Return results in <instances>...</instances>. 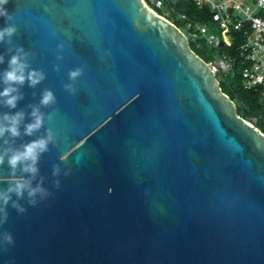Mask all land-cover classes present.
I'll list each match as a JSON object with an SVG mask.
<instances>
[{"label": "water", "instance_id": "95a60500", "mask_svg": "<svg viewBox=\"0 0 264 264\" xmlns=\"http://www.w3.org/2000/svg\"><path fill=\"white\" fill-rule=\"evenodd\" d=\"M146 4L5 5L14 44L47 73L24 86L16 110L51 89L57 103L42 109L54 112L45 128L60 137L39 165L53 195L24 214L8 208L3 228L15 243L0 250V264H264V134L238 115L186 35ZM81 65L70 94L62 82ZM58 163L68 175L56 189Z\"/></svg>", "mask_w": 264, "mask_h": 264}, {"label": "clouds", "instance_id": "9594fccd", "mask_svg": "<svg viewBox=\"0 0 264 264\" xmlns=\"http://www.w3.org/2000/svg\"><path fill=\"white\" fill-rule=\"evenodd\" d=\"M9 0H0V17L6 21V26L0 28V44L6 46V50L0 53V65L7 63V67L0 70V167L7 164L8 175H0V250L6 251L14 245V239L10 232L3 226L9 218L8 208L15 209L18 213L27 212V207H37L48 200L52 191L46 186L47 177L40 173V161L42 156L55 146L60 137L59 130L52 127L45 128V124L54 117V112H44L43 108L56 105L57 98L51 89L45 88L40 93L37 103H28L25 108H18L20 101L25 99L22 91L25 85L35 89L47 78L43 69L32 66L35 53L26 50L22 45H16L13 37L18 29L16 24L10 23L14 14H10L5 7ZM45 11H48L46 8ZM65 43L57 44L56 59L63 60ZM84 65L68 71V81L62 82L63 89L75 94L78 89L76 81L85 72ZM54 71L60 72V64L53 66ZM36 93L33 92V96ZM16 110V111H12ZM43 129V131H41ZM23 137H34L27 142L17 144V140ZM61 164L52 166V184L56 189L61 187ZM23 202V203H22Z\"/></svg>", "mask_w": 264, "mask_h": 264}, {"label": "built area", "instance_id": "2783aa9c", "mask_svg": "<svg viewBox=\"0 0 264 264\" xmlns=\"http://www.w3.org/2000/svg\"><path fill=\"white\" fill-rule=\"evenodd\" d=\"M151 2L155 9L159 11L163 9V0H152ZM192 2L198 9L204 6L209 7L213 20L220 28L222 39L216 38L203 26L193 25L187 21L184 15L180 14L178 18L187 22L188 34L186 37L188 41L191 39L197 42L203 38L206 45L216 51L215 64L213 66L209 64L215 74L228 73L231 59L225 55L218 57V47L221 41L226 46H230L229 31L231 28L242 30L244 40L238 47V58L244 63L242 69L244 87L247 90L261 87V96L264 101V0H192ZM247 4H254L256 9L253 11L245 9L244 6ZM146 6L158 14L148 4ZM160 16L166 19L165 11ZM191 28H194L195 31H190Z\"/></svg>", "mask_w": 264, "mask_h": 264}, {"label": "trees", "instance_id": "16d2710c", "mask_svg": "<svg viewBox=\"0 0 264 264\" xmlns=\"http://www.w3.org/2000/svg\"><path fill=\"white\" fill-rule=\"evenodd\" d=\"M151 1L152 0H145L147 4H152ZM191 1L192 0H163V4L169 8V13L168 11L167 13L165 12L166 17L168 16L166 19L180 30L183 25L184 31H186L187 34V22L178 18V15L180 14L184 15L187 21L191 22L193 25L199 24L204 27V25L209 21L215 22L208 6L198 9ZM162 13L163 12L159 11L158 14L162 15ZM190 31H195V29L191 28ZM229 40V47L221 41L218 47V57L225 55L231 59L230 71L228 73L219 72L216 74V78L219 81L221 91L227 95L229 99L235 102L238 115L264 134V101L261 96V87L251 90L245 89L242 77L244 63L238 58V47L244 40L243 31L231 28L229 31ZM189 46L191 50L204 62L208 64L213 62V54H215L216 60V51L209 48L203 38L195 42V46L189 42ZM231 68L233 71H231Z\"/></svg>", "mask_w": 264, "mask_h": 264}, {"label": "rangeland", "instance_id": "374dc122", "mask_svg": "<svg viewBox=\"0 0 264 264\" xmlns=\"http://www.w3.org/2000/svg\"><path fill=\"white\" fill-rule=\"evenodd\" d=\"M192 2V1H191ZM151 8H153L157 13H159V10H157V9H155L154 7H153V5L152 4H148ZM245 7V9L246 8H248L249 10H251V11H253V10H255L256 9V6L254 5V4H247V5H245L244 6ZM244 9V8H243ZM163 11H165L166 13H167V11H168V13H169V8H167L166 7V5H163V9L161 10V12H163ZM241 13H239V16H240V18H242V16L240 15ZM168 17V16H167ZM166 17V18H167ZM184 24V23H183ZM196 24H198V23H196ZM199 25V24H198ZM204 27L209 31V32H211L216 38H218L219 40H221L222 38H221V34H220V28L218 27V25L215 23V22H213V21H209V22H207L205 25H204ZM182 32L185 34V35H187V32L186 31H184V28H183V25H182ZM200 39H202V38H200ZM188 42H191L192 44H193V46H195V42L193 41V40H191V39H189V41ZM212 61L213 62H211L210 63V65L211 66H213V64H215V54H213L212 55ZM231 71H233V69L231 68ZM263 116H264V113H263Z\"/></svg>", "mask_w": 264, "mask_h": 264}]
</instances>
